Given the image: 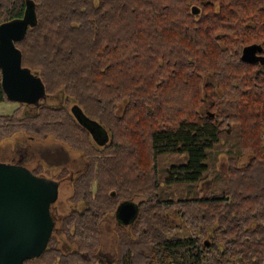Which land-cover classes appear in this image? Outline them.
<instances>
[{"label": "trees", "instance_id": "obj_1", "mask_svg": "<svg viewBox=\"0 0 264 264\" xmlns=\"http://www.w3.org/2000/svg\"><path fill=\"white\" fill-rule=\"evenodd\" d=\"M26 1L0 0V24L21 19ZM30 1L35 25L15 42L22 66L81 112L40 104L23 118L20 103L0 115V144L18 132L53 137L85 167L70 181L71 211L23 264H264V0ZM251 45L261 62L241 59ZM78 120L108 141L97 146ZM221 153L224 174L207 164ZM162 156L175 162L160 177ZM134 197L106 263L102 221ZM172 217L191 235H175Z\"/></svg>", "mask_w": 264, "mask_h": 264}, {"label": "water", "instance_id": "obj_2", "mask_svg": "<svg viewBox=\"0 0 264 264\" xmlns=\"http://www.w3.org/2000/svg\"><path fill=\"white\" fill-rule=\"evenodd\" d=\"M34 13L33 2L27 0L21 19L0 24L1 86L8 100L20 103H36L45 95L42 81L22 66V54L15 46L35 25ZM258 47H245L242 58L253 60ZM83 124L89 128L87 121ZM57 198V182L25 166L0 162V264H23L45 251L55 227L51 206ZM116 211L125 225L135 217L137 207L126 202Z\"/></svg>", "mask_w": 264, "mask_h": 264}, {"label": "rangeland", "instance_id": "obj_3", "mask_svg": "<svg viewBox=\"0 0 264 264\" xmlns=\"http://www.w3.org/2000/svg\"><path fill=\"white\" fill-rule=\"evenodd\" d=\"M65 103L69 111L72 114H78L80 109L75 102L69 100L63 91L59 90L54 95H44L36 103H22L23 111L22 117L32 116L36 113L37 108L40 104H46L53 107L64 106ZM20 102H15L11 100H4L0 102V115L10 114L14 109H16ZM91 126L96 125L95 123L89 122ZM97 134V135H96ZM92 141L97 146H102L108 139L101 128L97 124V129H93ZM24 153V154H23ZM26 154V157L24 156ZM185 160L184 158H181ZM22 161L28 169H33L37 165H41L39 169V176L52 180L58 183V198L54 204L51 206V214L55 221V227H58V219L63 215L71 211L72 206L68 202L69 194L71 193V182L73 178L80 173L84 167L85 162L82 156L76 152L71 151L65 143L59 142L53 137H48L46 139H38L35 137L28 136L21 132L14 134L12 137L4 139L0 144V162L7 164L15 163L16 161ZM243 163L247 162L246 158H243ZM175 161L171 157H160L159 158V175L162 177L164 169H166L169 164H173ZM210 169L215 173L219 171L224 174L226 172V156L224 153L214 156L213 154L209 156L207 161ZM64 167L67 171L61 179H57V174L59 169ZM208 184L205 183L200 186L201 190H205ZM193 193H185L184 195H179L180 198H190ZM142 197H134L132 203L137 204ZM102 221L100 226L101 242H100V256L106 263H111L115 256V244H116V230L120 228L123 223L122 220L117 216V211L112 214H108ZM172 222L178 227L175 229L174 234L179 237H188L191 235V231L183 227L177 217H172ZM125 228L128 224L123 225ZM123 228V227H121ZM60 247L63 251L67 252L74 249V245L69 244L61 236L59 237Z\"/></svg>", "mask_w": 264, "mask_h": 264}, {"label": "bare ground", "instance_id": "obj_4", "mask_svg": "<svg viewBox=\"0 0 264 264\" xmlns=\"http://www.w3.org/2000/svg\"><path fill=\"white\" fill-rule=\"evenodd\" d=\"M261 52H262V48L259 46L258 48H257V51H256V53L252 56L253 57V60H249V61H247L246 59H243L242 58V56H241V59L243 60V61H245V62H261L262 60H263V56H261ZM78 122H80L81 124H83V122H85V121H83L82 122V120H78ZM87 123H88V125H89V128L88 129H90L89 131H90V133H91V129H95L96 130V128L95 127H93V126H91L90 124H89V122L87 121ZM84 125V124H83ZM92 137H94L93 136V131H92ZM97 135V134H96ZM124 204V203H123ZM119 208V207H118ZM134 219V218H133ZM133 219H131L130 220V222H132L133 221ZM124 225V224H123Z\"/></svg>", "mask_w": 264, "mask_h": 264}, {"label": "flooded vegetation", "instance_id": "obj_5", "mask_svg": "<svg viewBox=\"0 0 264 264\" xmlns=\"http://www.w3.org/2000/svg\"><path fill=\"white\" fill-rule=\"evenodd\" d=\"M24 154V153H23ZM26 157V154L24 155ZM12 164H18V165H22L25 166V164L20 160V161H16L15 163ZM26 167V166H25Z\"/></svg>", "mask_w": 264, "mask_h": 264}]
</instances>
